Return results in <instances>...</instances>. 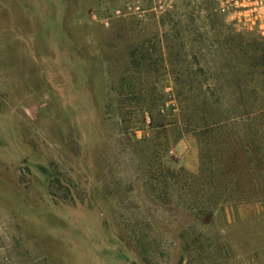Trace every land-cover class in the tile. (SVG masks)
Here are the masks:
<instances>
[{
  "label": "rangeland",
  "instance_id": "374dc122",
  "mask_svg": "<svg viewBox=\"0 0 264 264\" xmlns=\"http://www.w3.org/2000/svg\"><path fill=\"white\" fill-rule=\"evenodd\" d=\"M152 1L0 0V264H264V39Z\"/></svg>",
  "mask_w": 264,
  "mask_h": 264
},
{
  "label": "built area",
  "instance_id": "2783aa9c",
  "mask_svg": "<svg viewBox=\"0 0 264 264\" xmlns=\"http://www.w3.org/2000/svg\"><path fill=\"white\" fill-rule=\"evenodd\" d=\"M211 3L214 12L229 20L235 27L264 39V0H211ZM166 7L165 0H153L151 11L162 13ZM146 12L139 4H131L117 8L114 15L133 16L137 20H142Z\"/></svg>",
  "mask_w": 264,
  "mask_h": 264
},
{
  "label": "trees",
  "instance_id": "16d2710c",
  "mask_svg": "<svg viewBox=\"0 0 264 264\" xmlns=\"http://www.w3.org/2000/svg\"><path fill=\"white\" fill-rule=\"evenodd\" d=\"M1 144H0V161H6L7 160V158H5V156L2 154V151H1ZM36 168H38V170L40 171V172H42L45 176H46V179H45V186H46V189H47V195H48V197L51 199V200H53V199H56V200H58V201H60V202H62V203H64V202H72V203H76V202H79L80 204L82 203L79 199H73L72 197H67V195L66 196H64L63 198H61V199H59L58 197H56V195L55 194H53V192L50 190L51 189V186L53 185V184H59V182L61 181V175L59 174V173H56V172H52V171H50L49 170V168L48 167H46V166H44V165H42V164H38V165H36L35 166ZM68 183V182H67ZM69 184V183H68ZM185 185H186V187L188 186V184L187 183H185ZM184 185V186H185ZM205 185H208V183H205ZM192 195H195V193H192ZM205 197V200H204V204H203V206H202V208H200V211L201 212H205V213H207V214H211L210 213V209L211 208H214V207H216L217 205H220V203H218L219 201H217L215 198H214V196L212 195V194H206V195H204ZM101 198H102V200H104V198L102 197V195H101ZM111 220V219H110ZM112 223H113V220H112ZM114 224V223H113ZM117 230V229H116ZM117 232H118V230H117ZM118 234V238H119V240L121 241V242H123V237H121L120 235H119V232L117 233Z\"/></svg>",
  "mask_w": 264,
  "mask_h": 264
},
{
  "label": "crops",
  "instance_id": "0c3cea01",
  "mask_svg": "<svg viewBox=\"0 0 264 264\" xmlns=\"http://www.w3.org/2000/svg\"><path fill=\"white\" fill-rule=\"evenodd\" d=\"M73 113L78 115L80 112H79V110L75 109V110H73ZM74 126L77 127V129H76L77 132L76 133L74 132L75 133L74 137H76V139L79 141V146L81 148H84L85 147V142H84L85 121H82V120L79 121L78 120L77 125L74 124ZM111 239L115 240V237L111 236Z\"/></svg>",
  "mask_w": 264,
  "mask_h": 264
}]
</instances>
